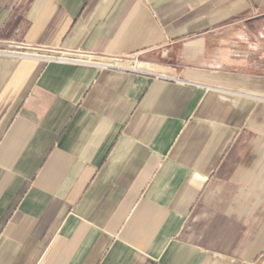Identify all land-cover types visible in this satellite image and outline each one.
Listing matches in <instances>:
<instances>
[{
  "label": "crops",
  "instance_id": "obj_1",
  "mask_svg": "<svg viewBox=\"0 0 264 264\" xmlns=\"http://www.w3.org/2000/svg\"><path fill=\"white\" fill-rule=\"evenodd\" d=\"M0 264H264V0H0Z\"/></svg>",
  "mask_w": 264,
  "mask_h": 264
},
{
  "label": "built area",
  "instance_id": "obj_2",
  "mask_svg": "<svg viewBox=\"0 0 264 264\" xmlns=\"http://www.w3.org/2000/svg\"><path fill=\"white\" fill-rule=\"evenodd\" d=\"M94 57L95 56H93V54H87L79 51V52H69L66 55L49 56L48 58L66 63L85 64L96 61Z\"/></svg>",
  "mask_w": 264,
  "mask_h": 264
},
{
  "label": "rangeland",
  "instance_id": "obj_3",
  "mask_svg": "<svg viewBox=\"0 0 264 264\" xmlns=\"http://www.w3.org/2000/svg\"><path fill=\"white\" fill-rule=\"evenodd\" d=\"M132 61L133 60H136L137 59V57L136 56H134V57H132V58H130Z\"/></svg>",
  "mask_w": 264,
  "mask_h": 264
}]
</instances>
